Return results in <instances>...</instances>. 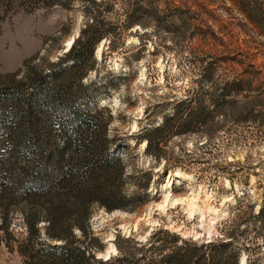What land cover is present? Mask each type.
<instances>
[{
  "label": "rangeland",
  "instance_id": "374dc122",
  "mask_svg": "<svg viewBox=\"0 0 264 264\" xmlns=\"http://www.w3.org/2000/svg\"><path fill=\"white\" fill-rule=\"evenodd\" d=\"M96 1L119 34L112 38L113 52L109 38L97 44L98 64L85 83L94 82L90 101L108 109L110 137L123 146L126 200L112 210L95 205L91 233L76 229L77 243L93 247L97 259L122 258L116 264H164L179 247L206 245L207 262L216 263L218 244L208 243L232 238L229 251L242 249L238 264H264V124L257 116L264 113V0ZM87 5L16 0L12 8L2 7L0 75L18 71L21 78L28 65L59 62L72 45L68 41L92 21ZM136 5L147 12L130 25L128 13ZM216 58L218 110L205 129L170 138L163 154L175 167L166 170V160L145 152L141 130L160 124L172 104L200 94L205 61ZM241 77L250 78L252 89L227 95L223 103L222 84ZM21 207L12 215L16 240L26 231ZM10 245L14 249L0 241V264H23L18 243Z\"/></svg>",
  "mask_w": 264,
  "mask_h": 264
},
{
  "label": "trees",
  "instance_id": "16d2710c",
  "mask_svg": "<svg viewBox=\"0 0 264 264\" xmlns=\"http://www.w3.org/2000/svg\"><path fill=\"white\" fill-rule=\"evenodd\" d=\"M15 1L0 0V9L12 8ZM38 1L45 7L67 8L72 0ZM87 1L84 12L92 21L81 29L59 62L28 65L21 78H17L18 71L0 75V241L10 250L14 249L10 243L17 242L23 264H116L122 259H97L93 247L77 243L75 235L76 229L84 235L91 233L89 220L95 205L112 210L123 207L126 200L122 192L126 176L123 146L115 143L119 138L110 137L108 109L90 101L96 97L94 82L85 83L98 64L94 57L97 44L109 38L108 49L113 52L117 45L112 38L119 33L104 19L103 4ZM153 1L147 0L149 4ZM144 12V6H133L129 24L138 22L139 13ZM217 61H205L197 80L200 94L172 104V111L162 114L160 124L142 128L139 139L145 140V152L155 160L165 158L163 152L171 137L205 129L213 111L218 110V83L213 77ZM251 83L248 77L225 82L219 98L224 103L227 95L251 90ZM206 98L211 105L208 101L205 105ZM257 116L264 124V113ZM164 160L166 170L175 167ZM18 205H22L26 231L16 240L11 226ZM41 222L44 227L39 226ZM231 243L232 238L208 243L218 244L216 263L207 262L206 245L179 247L177 253L162 260L164 264H238L242 249L229 251Z\"/></svg>",
  "mask_w": 264,
  "mask_h": 264
},
{
  "label": "bare ground",
  "instance_id": "6f19581e",
  "mask_svg": "<svg viewBox=\"0 0 264 264\" xmlns=\"http://www.w3.org/2000/svg\"><path fill=\"white\" fill-rule=\"evenodd\" d=\"M72 41H73V38H71L69 41H68V46H70L71 44H72ZM100 49V48H99ZM143 146H145V144L143 145ZM170 182V180H168L167 181V183H169ZM167 185V184H166ZM166 188V186H164L163 187V190ZM109 257V254H107L106 256H105V259H107Z\"/></svg>",
  "mask_w": 264,
  "mask_h": 264
}]
</instances>
